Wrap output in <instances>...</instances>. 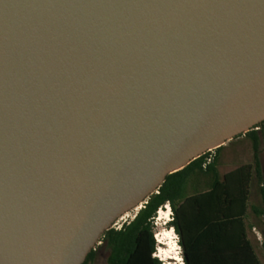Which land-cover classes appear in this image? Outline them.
Here are the masks:
<instances>
[{
  "label": "water",
  "instance_id": "water-1",
  "mask_svg": "<svg viewBox=\"0 0 264 264\" xmlns=\"http://www.w3.org/2000/svg\"><path fill=\"white\" fill-rule=\"evenodd\" d=\"M262 122L264 0H0V264H83Z\"/></svg>",
  "mask_w": 264,
  "mask_h": 264
},
{
  "label": "trees",
  "instance_id": "trees-1",
  "mask_svg": "<svg viewBox=\"0 0 264 264\" xmlns=\"http://www.w3.org/2000/svg\"><path fill=\"white\" fill-rule=\"evenodd\" d=\"M261 132L244 134L252 142L251 164L221 173L219 159L224 145L214 150L215 155L207 151L169 174L132 219L120 229L113 227L103 234L101 245L83 264L92 262L104 246L109 249L107 264H164L154 256L158 246L155 218L167 203L172 212L168 224L179 236L185 264H263L248 234V227H253L248 219L254 180L264 206ZM254 213L259 218L264 208L254 207Z\"/></svg>",
  "mask_w": 264,
  "mask_h": 264
},
{
  "label": "rangeland",
  "instance_id": "rangeland-1",
  "mask_svg": "<svg viewBox=\"0 0 264 264\" xmlns=\"http://www.w3.org/2000/svg\"><path fill=\"white\" fill-rule=\"evenodd\" d=\"M260 131H263L261 132L260 159L262 162L264 173V127ZM212 154L215 155L214 150H212ZM251 163H253L252 142L248 137H245L244 134L237 138H234L230 142H227L225 147L220 151L219 169L221 173L230 171L238 166ZM254 207L264 208L261 198L258 195V184L255 180L251 184L248 223L252 224L253 227L256 226L260 231L264 232V215L258 218L254 213ZM162 210L164 211L162 212ZM166 212L168 214H166ZM133 214L134 212H130L129 216H127V219L130 220ZM167 217H169V219H167ZM171 220L172 212H169L166 207L161 209L158 212L157 217L155 218L156 240L157 234L163 235L166 233V236H163L166 238L164 241L167 243L159 244L157 240L158 251L160 253V256H162L165 264H185L183 258V249L179 244V236L176 231L168 224V222ZM124 221V218L119 219V224L124 223ZM253 227H248V234L255 245L256 251L260 256L261 261L264 264V246H261L257 241L253 232ZM108 255L109 249L105 246L101 247L97 250L95 259L88 264H107ZM168 255L174 256L176 257V259H169Z\"/></svg>",
  "mask_w": 264,
  "mask_h": 264
},
{
  "label": "built area",
  "instance_id": "built-area-1",
  "mask_svg": "<svg viewBox=\"0 0 264 264\" xmlns=\"http://www.w3.org/2000/svg\"><path fill=\"white\" fill-rule=\"evenodd\" d=\"M262 123H263V122H262ZM262 123L256 125V126L253 127V129H251V130H257V131H260V130L263 129V127H264V123H263V124H262ZM262 126H263V127H262ZM165 207L168 209L169 212L171 211V208H170L169 203H167V204L165 205ZM138 209H139V207L136 208V210H133V211H132V212H134V214H133V216L131 217V219L135 216V213L138 211ZM161 209H163V208H161ZM129 214H130V212L127 213V214H125L124 216H122L120 219H123V218H124V219H125L124 223L127 222V221H128L127 216H129ZM122 225H123V223H122V224H119V220H118V221L114 224V227L117 228V229H120V228L122 227ZM253 232H254L255 237H256L257 241L259 242V244H260L261 246H264V232L260 231L256 226L253 227ZM101 243H102V241L100 240L99 243L97 244V246L100 245ZM158 243H159V242H158ZM159 244H160V243H159ZM97 246H96V247H97ZM154 256H157V257H158L160 260H162V262L164 263V260H163L162 256H160V253H159V251H158V247H157L156 252L154 253ZM164 264H165V263H164Z\"/></svg>",
  "mask_w": 264,
  "mask_h": 264
},
{
  "label": "bare ground",
  "instance_id": "bare-ground-1",
  "mask_svg": "<svg viewBox=\"0 0 264 264\" xmlns=\"http://www.w3.org/2000/svg\"><path fill=\"white\" fill-rule=\"evenodd\" d=\"M164 210H162V212H163ZM165 213V212H164ZM166 214H168L167 212H166ZM169 216V215H168ZM161 218V217H160ZM167 219H169V217H167ZM163 235H165L166 236V233L165 234H163ZM162 234H157V240H158V242L160 243V244H167L164 240L166 239L164 236H163ZM168 258L169 259H176V257H174V256H171V255H168ZM168 264V263H167Z\"/></svg>",
  "mask_w": 264,
  "mask_h": 264
},
{
  "label": "crops",
  "instance_id": "crops-1",
  "mask_svg": "<svg viewBox=\"0 0 264 264\" xmlns=\"http://www.w3.org/2000/svg\"><path fill=\"white\" fill-rule=\"evenodd\" d=\"M230 142V141H229ZM227 144V143H226Z\"/></svg>",
  "mask_w": 264,
  "mask_h": 264
}]
</instances>
